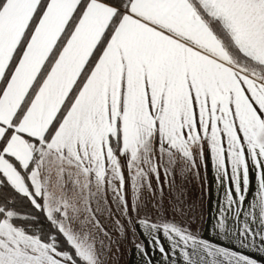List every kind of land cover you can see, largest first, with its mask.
Listing matches in <instances>:
<instances>
[{
  "label": "snow or ice",
  "instance_id": "snow-or-ice-1",
  "mask_svg": "<svg viewBox=\"0 0 264 264\" xmlns=\"http://www.w3.org/2000/svg\"><path fill=\"white\" fill-rule=\"evenodd\" d=\"M201 164L213 228L264 252V0H0V264H106L102 212L145 264H259L142 210Z\"/></svg>",
  "mask_w": 264,
  "mask_h": 264
},
{
  "label": "crops",
  "instance_id": "crops-1",
  "mask_svg": "<svg viewBox=\"0 0 264 264\" xmlns=\"http://www.w3.org/2000/svg\"><path fill=\"white\" fill-rule=\"evenodd\" d=\"M192 174H196L199 178V182H195V184H197V205L202 208V217L200 218L201 222L197 228L192 226H189L188 228L190 230H197L195 235L200 238L209 240L220 247H228L230 251H239L245 255H249L250 257L257 259L259 264H264V252L259 250L258 242L255 244L248 243L247 246L241 247L240 242L235 238L234 235L230 233L219 232L218 229L213 228V224L215 223L214 218L217 216V205L223 201L225 189L228 186L227 178L225 179L224 183H221L219 180V174L216 172L215 167L211 164H201L198 174L195 172H192ZM125 175L127 176L128 173L126 172ZM153 186L156 187L155 180H153ZM125 191L129 192L131 195V190L127 187V185ZM173 195L174 194L171 193L169 194L167 185H165L163 193H157L155 198L147 190H145L141 196L140 206L143 211L152 213L156 211V201L159 200L162 204V207L159 209V211L163 215L167 213L164 211V209L169 201L174 199ZM175 198L178 200L180 199V196ZM250 198L251 195L249 194V199ZM107 201L108 204L111 205L114 212L115 205L112 204L110 190L108 192ZM133 201H135V197H133ZM145 205H147V207H145ZM245 207H247V201L245 202ZM101 222L104 224L106 230L113 229V231L109 233L114 243L111 245L112 249L106 257V264H145L146 257L142 255L141 252L137 251L135 245L138 242L147 245L148 241L151 240L150 236L145 239L144 235L138 234L140 232L139 229H133L127 233L125 236V241L118 240V242V229L114 224V218H109L108 212H102ZM180 222L181 220L178 216V223ZM229 227H231V221L229 222ZM115 231L116 234L113 233ZM134 233L137 234L134 235ZM165 247L167 248V244H165ZM149 254L153 257L152 264H161V257L158 252L150 251ZM172 259L176 261V264H184L183 258L179 255L173 256ZM217 259L224 260L223 257H219ZM224 264H227V262L224 261Z\"/></svg>",
  "mask_w": 264,
  "mask_h": 264
},
{
  "label": "rangeland",
  "instance_id": "rangeland-1",
  "mask_svg": "<svg viewBox=\"0 0 264 264\" xmlns=\"http://www.w3.org/2000/svg\"><path fill=\"white\" fill-rule=\"evenodd\" d=\"M198 179L199 178L196 174L186 171L183 174L178 173L175 176L174 184H172L171 188L167 186L169 194H174V199L170 198L171 200L166 205L164 211L168 213L166 214L169 218L174 217L172 219L176 222H178L179 216L181 220L179 224L186 227L192 226L197 228L201 222L202 208L197 205V184H195V182H199ZM177 196H180V199L177 200L175 198ZM107 231L111 232L113 229ZM191 231L193 234H196L197 230L194 229ZM113 233L116 234V231ZM117 237V241H125V234L123 232L118 233L117 231Z\"/></svg>",
  "mask_w": 264,
  "mask_h": 264
},
{
  "label": "trees",
  "instance_id": "trees-1",
  "mask_svg": "<svg viewBox=\"0 0 264 264\" xmlns=\"http://www.w3.org/2000/svg\"><path fill=\"white\" fill-rule=\"evenodd\" d=\"M16 208L22 214L28 216V223L33 232L47 235L52 229L44 214L34 209L27 199L17 197L15 199ZM35 217V219H33Z\"/></svg>",
  "mask_w": 264,
  "mask_h": 264
}]
</instances>
